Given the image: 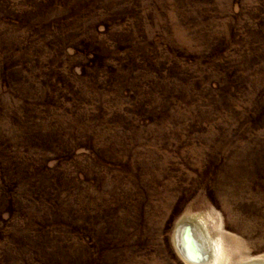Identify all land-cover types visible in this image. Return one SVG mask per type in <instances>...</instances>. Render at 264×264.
Masks as SVG:
<instances>
[{
	"label": "rangeland",
	"instance_id": "374dc122",
	"mask_svg": "<svg viewBox=\"0 0 264 264\" xmlns=\"http://www.w3.org/2000/svg\"><path fill=\"white\" fill-rule=\"evenodd\" d=\"M194 216L264 255V0H0V264H187Z\"/></svg>",
	"mask_w": 264,
	"mask_h": 264
},
{
	"label": "bare ground",
	"instance_id": "6f19581e",
	"mask_svg": "<svg viewBox=\"0 0 264 264\" xmlns=\"http://www.w3.org/2000/svg\"><path fill=\"white\" fill-rule=\"evenodd\" d=\"M194 221L202 224L201 229H196ZM218 231L219 233L213 236L201 217L183 218L175 226L173 241L177 244L176 250L187 264H264V255L248 256L249 259L246 260L228 259L229 257L223 259L225 251L222 252L223 245L219 237L224 231L220 227Z\"/></svg>",
	"mask_w": 264,
	"mask_h": 264
}]
</instances>
